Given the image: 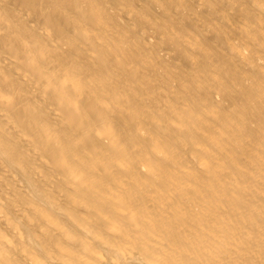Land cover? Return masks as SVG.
<instances>
[{
	"label": "clouds",
	"instance_id": "obj_1",
	"mask_svg": "<svg viewBox=\"0 0 264 264\" xmlns=\"http://www.w3.org/2000/svg\"><path fill=\"white\" fill-rule=\"evenodd\" d=\"M0 264H264V0H0Z\"/></svg>",
	"mask_w": 264,
	"mask_h": 264
}]
</instances>
